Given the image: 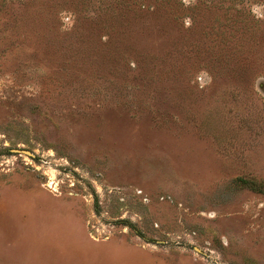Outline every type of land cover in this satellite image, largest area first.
Instances as JSON below:
<instances>
[{
  "label": "rangeland",
  "instance_id": "obj_1",
  "mask_svg": "<svg viewBox=\"0 0 264 264\" xmlns=\"http://www.w3.org/2000/svg\"><path fill=\"white\" fill-rule=\"evenodd\" d=\"M0 264H264V0H0Z\"/></svg>",
  "mask_w": 264,
  "mask_h": 264
},
{
  "label": "water",
  "instance_id": "obj_2",
  "mask_svg": "<svg viewBox=\"0 0 264 264\" xmlns=\"http://www.w3.org/2000/svg\"><path fill=\"white\" fill-rule=\"evenodd\" d=\"M20 152V151H19Z\"/></svg>",
  "mask_w": 264,
  "mask_h": 264
}]
</instances>
